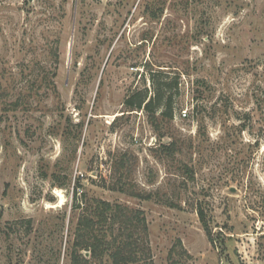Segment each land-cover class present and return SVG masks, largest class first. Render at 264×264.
I'll return each mask as SVG.
<instances>
[{"label": "rangeland", "instance_id": "rangeland-1", "mask_svg": "<svg viewBox=\"0 0 264 264\" xmlns=\"http://www.w3.org/2000/svg\"><path fill=\"white\" fill-rule=\"evenodd\" d=\"M78 184L140 264H264V0H0V264L70 263Z\"/></svg>", "mask_w": 264, "mask_h": 264}, {"label": "trees", "instance_id": "trees-1", "mask_svg": "<svg viewBox=\"0 0 264 264\" xmlns=\"http://www.w3.org/2000/svg\"><path fill=\"white\" fill-rule=\"evenodd\" d=\"M162 76H165L163 72H152L153 95L150 96L148 89L139 90L126 99V106L145 110L152 117L160 112L164 119L172 120L175 101L167 90L177 87L178 83L168 84L160 79ZM80 187L78 184L74 192L73 211L79 212V217L69 249V264H140L144 261V252L138 248L134 237L138 227L134 219L128 216L122 219L124 213L119 212L118 204L91 199L86 192L80 193ZM198 215L213 242L210 223L203 208H198Z\"/></svg>", "mask_w": 264, "mask_h": 264}]
</instances>
